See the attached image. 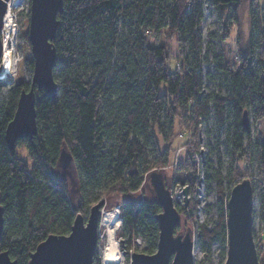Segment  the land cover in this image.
Instances as JSON below:
<instances>
[{
  "label": "trees",
  "instance_id": "16d2710c",
  "mask_svg": "<svg viewBox=\"0 0 264 264\" xmlns=\"http://www.w3.org/2000/svg\"><path fill=\"white\" fill-rule=\"evenodd\" d=\"M244 1L63 0L52 41L56 95L51 98L35 89L37 134L18 140L13 151L5 144L4 133L19 94L27 92L30 83L10 85L6 98L0 99V205L4 218L0 252L6 251L16 264H27L39 243L49 235H68L75 216L87 215L103 195L118 199L126 250L140 239L142 253L153 254L158 240L155 216L160 208L151 195L139 199L134 195L147 189L146 174L155 170L164 174L174 164L168 154L178 150L172 151L171 145L182 137L180 133L185 138L184 162L177 163L176 170L187 174L184 186L191 198L183 207L174 206L183 227L197 224L202 251L209 255L218 244L226 257V204L231 188L239 182L235 163L244 161L251 180L253 148L263 173L256 221L264 223V140L254 145L249 122L246 130L242 126L244 112L252 122L264 116V0H253L248 7L249 33L245 42L238 38L235 42L234 69L210 43L204 45L200 32L205 7L210 6L223 12L218 38L228 40L238 26ZM27 2L30 6V0ZM162 31L175 38L174 70L168 68L170 55L165 46L149 43V38ZM203 63L212 64L213 73L221 76L216 91L204 92V81H213L215 76L201 71ZM6 84L1 80L0 89ZM211 114L216 129L224 134L232 161L223 176L217 145L216 169L206 162L203 181L207 192L212 190L215 195L214 204L206 206L215 215L208 226L197 223L199 202L194 193L200 164L192 153L199 154V121L208 120ZM63 146L78 177L79 193L73 200L67 180L56 166ZM18 148H24L31 164L18 157ZM254 242L256 245L255 235ZM256 251L259 263L264 264L260 245ZM93 264H99L96 255Z\"/></svg>",
  "mask_w": 264,
  "mask_h": 264
},
{
  "label": "water",
  "instance_id": "95a60500",
  "mask_svg": "<svg viewBox=\"0 0 264 264\" xmlns=\"http://www.w3.org/2000/svg\"><path fill=\"white\" fill-rule=\"evenodd\" d=\"M0 0V61L3 52V18L7 3ZM63 0H30L27 39L32 57V77L29 90L22 91L17 99L12 120L7 124L4 142L10 151L20 139H31L37 134L35 89L44 90L51 98L57 91L53 79L56 52L52 46L58 26L57 15L62 12ZM2 72V67H0ZM2 74V73H1ZM246 112L242 126L248 128ZM66 178L70 200L79 193V184L73 159L65 146L60 149L56 163ZM162 171L146 174L144 186L159 206L155 216L158 240L153 254L132 253L129 264H193L192 228H183L181 214L176 210L170 186L165 183ZM187 189L182 191L187 204ZM104 202L99 201L88 212L87 218L77 214L68 235H49L29 255L27 264H93L98 243V229ZM227 248L224 264H260L253 234V187L248 178L237 182L230 190L226 204ZM3 208L0 205V235L3 231ZM179 228V231L176 229ZM0 264H16L6 251L0 252Z\"/></svg>",
  "mask_w": 264,
  "mask_h": 264
},
{
  "label": "rangeland",
  "instance_id": "374dc122",
  "mask_svg": "<svg viewBox=\"0 0 264 264\" xmlns=\"http://www.w3.org/2000/svg\"><path fill=\"white\" fill-rule=\"evenodd\" d=\"M253 0H245L239 10V23L237 27H233V31L231 32L228 40L220 41L218 38V34L220 33L221 27V18L223 17V12L220 10L212 9L210 6L205 7L204 11V20L200 26V32L202 38L204 40V45L211 44L214 47L215 52L222 54L225 60V63L230 67V69L235 68V63L237 61L236 57V48L237 43L236 40L238 38L239 41L245 42L249 33V15H248V7L252 5ZM9 11L12 21L13 32L10 35L8 41V47L12 49L13 53V65L11 74L3 75L0 78V81L3 80L7 84L0 89V99L6 98L7 90L10 85H15L20 82L30 83L32 77V57L30 53V46L27 39V31H28V15H29V6L27 0H10L9 2ZM4 27V26H3ZM3 32V31H2ZM2 42L3 35L1 34ZM149 43L154 46L163 45L165 46L168 54L170 55V60L168 64L169 70H174L177 64V45L175 42V38L168 36L165 31H162L158 34L157 37L149 38ZM1 65V64H0ZM1 67V66H0ZM212 64L203 63L201 66V71L204 73L206 71L212 72L215 76L213 81H204V92L209 93L216 91L219 84L221 83V76L215 75L213 73ZM2 72L0 71V74ZM198 133V151L199 154L192 153L193 160L199 162V168L196 172V177L199 180V185L195 190L194 197L199 202L198 211L196 214L197 223H207L208 226L214 220V212L213 210H207L206 206H212L215 202V195L212 192H207L206 186L203 181L204 169L206 167V162H210L212 164V169H216L217 167V158L215 154V147L218 145L219 151L221 154V168L220 172L224 176L228 171V167L231 164L232 158L228 152V149L224 143V134L220 130L218 131L215 127V120L213 115L211 114L208 120H200L197 126ZM175 131L177 132V126L175 127ZM249 131L251 135V140L254 145L260 144L264 140V116L262 119L252 122L249 119ZM179 138H176L172 145L171 150L174 151L178 148L176 153L171 156L168 154V160H170V164L172 165V161L174 164L167 168L164 171V175L166 178V183L170 186L171 196L174 201V205L178 204L180 207H183V195L182 191L186 188L184 180L187 177V174L180 173V171L176 170L178 167L177 163L184 162V136L183 133H180ZM163 149V147H162ZM256 148L252 149V161L250 166L252 167V177L251 184L253 187V231L255 237L260 232V227L257 218V209L259 204L260 197V183L263 180V173L261 171L260 163L257 161V154L255 151ZM18 157L22 160H25L28 164H31V161L26 155L24 148H18L17 150ZM235 171L238 173L236 178L237 181H241L244 178H248L249 176L245 173L246 164L243 160H236L235 163ZM175 169V170H173ZM212 173L209 172V175ZM236 176V177H237ZM235 180V181H236ZM187 189V188H186ZM149 196V190L144 189L134 195L136 199L142 198L143 196ZM191 195L187 193V203L189 202ZM117 198L112 197L108 198L102 195V198L99 201L104 202L105 209L103 212H110L113 210L117 211V221H119L118 226L114 230L113 238L115 240L118 253H119V261L115 264H129L130 263V255L132 253H142L144 248V243L140 239H135L131 243V249L126 250V236L121 231V220H120V209L117 205ZM98 201V202H99ZM96 203H93L95 205ZM84 218H87L88 214H81ZM102 218V216H101ZM116 224V223H115ZM197 224L192 226L193 233V264H224L225 257L221 255L222 248L215 244L211 248V252L209 255H206L198 242V234H197ZM184 228V227H183ZM98 243L96 256L99 260V264H105L103 260L104 250L107 244V230L104 225L101 224L98 229Z\"/></svg>",
  "mask_w": 264,
  "mask_h": 264
},
{
  "label": "bare ground",
  "instance_id": "6f19581e",
  "mask_svg": "<svg viewBox=\"0 0 264 264\" xmlns=\"http://www.w3.org/2000/svg\"><path fill=\"white\" fill-rule=\"evenodd\" d=\"M12 21L10 12L6 13L4 17V28H3V52L2 58L0 61V66L2 67V74H0V78L3 75L11 74L12 65H13V51L10 47H8V41L10 35L13 32ZM117 211L113 210L110 212H103L101 218V224L106 227L107 230V244L104 250L103 260L105 264H115L119 261V253L113 238L114 230L118 226L117 221ZM116 223V224H115Z\"/></svg>",
  "mask_w": 264,
  "mask_h": 264
},
{
  "label": "built area",
  "instance_id": "2783aa9c",
  "mask_svg": "<svg viewBox=\"0 0 264 264\" xmlns=\"http://www.w3.org/2000/svg\"><path fill=\"white\" fill-rule=\"evenodd\" d=\"M10 12L9 11V3H7V13ZM6 15V14H5ZM5 17V16H4ZM3 26H4V18H3ZM4 28V27H3ZM3 31V29H2ZM3 33V32H2ZM259 227H260V232L257 234V237H255L256 240V245H260V247L263 250V255H264V223H259ZM255 245V246H256Z\"/></svg>",
  "mask_w": 264,
  "mask_h": 264
}]
</instances>
